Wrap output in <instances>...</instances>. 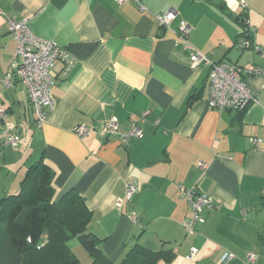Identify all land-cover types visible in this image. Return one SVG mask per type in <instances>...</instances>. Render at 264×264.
Listing matches in <instances>:
<instances>
[{
    "label": "crops",
    "instance_id": "0c3cea01",
    "mask_svg": "<svg viewBox=\"0 0 264 264\" xmlns=\"http://www.w3.org/2000/svg\"><path fill=\"white\" fill-rule=\"evenodd\" d=\"M169 10L176 18L162 28L156 16ZM240 16L264 50V0H0V80L17 49L9 19L26 21L34 35L76 60L67 78L62 62L52 71L55 107L42 129L17 82L0 93V105L21 137L38 139L40 156L56 171L58 194L76 189L86 198L93 212L89 230L103 240L113 264L135 242L173 249L170 264H251L250 255L256 256L252 264H264V213H256L264 209V76L243 78L260 104L217 112L208 104L209 68L193 67L177 42L184 21L191 46L213 62L264 67L256 48L236 45ZM143 114V136L121 145L119 136ZM110 118L119 122L118 135L80 139L74 133ZM251 138L262 143L255 147ZM16 150L0 146V199L17 192L11 172L24 155ZM126 184L135 188L130 200ZM182 188L213 202L195 236L183 228L192 209ZM193 246L198 254L191 262Z\"/></svg>",
    "mask_w": 264,
    "mask_h": 264
},
{
    "label": "built area",
    "instance_id": "2783aa9c",
    "mask_svg": "<svg viewBox=\"0 0 264 264\" xmlns=\"http://www.w3.org/2000/svg\"><path fill=\"white\" fill-rule=\"evenodd\" d=\"M128 0H117L123 5ZM243 11L248 9L247 3L242 2ZM176 12L169 10L164 14L156 16L159 25L162 28H169L176 18ZM9 31L13 35L17 49L15 59L10 70L2 80H0V93L13 85L14 82L20 84L26 89L30 103L35 114V127L42 129L47 115L53 111L55 100L52 95V89L55 80L52 74L57 62H62V78H67L76 65V60L71 57L62 47L54 42L41 39L34 35L26 21H17L9 19ZM248 27V21L246 20ZM247 34L239 36L237 47L240 50H249L256 48L264 60V50L255 46L250 36L253 32L249 29ZM191 33V27L188 23L182 21L178 28V43L188 53L189 61L193 67L204 65L209 68L208 88L210 108L217 112L226 110L243 111L250 103L260 104L253 92L245 85L243 78L245 76H264V67H242L238 65H227L225 63H215L207 55L195 50L188 39ZM0 120L2 129L0 133V146L3 149L16 150L22 141L21 135L17 131V125L8 121V112L0 105ZM146 120L143 114L138 120L131 123L130 130L125 135L119 136V142L123 146H129L130 143L143 136L141 124ZM97 132L103 137H110L119 134V122L116 118H110L98 125H80L74 129V133L80 139ZM251 143L257 147L262 140L251 138ZM200 169H206L204 163H199ZM135 188L126 184V198L131 199ZM182 197L187 200L192 209V216L184 224L183 228L187 236H195L198 233V227L204 223L207 211L213 208V202L206 194L195 190L182 188ZM135 219V215L133 217ZM264 232V229H263ZM198 254L196 247H191L187 260H194ZM256 261L255 255L248 257L249 263Z\"/></svg>",
    "mask_w": 264,
    "mask_h": 264
},
{
    "label": "trees",
    "instance_id": "16d2710c",
    "mask_svg": "<svg viewBox=\"0 0 264 264\" xmlns=\"http://www.w3.org/2000/svg\"><path fill=\"white\" fill-rule=\"evenodd\" d=\"M237 21L240 36L247 34L245 17ZM56 175L42 153L26 169L17 193L5 192L0 199V264H82L69 246L74 239L89 264H113L101 249L103 240L89 230L93 212L86 198L76 189L59 195ZM174 258L173 249L154 251L135 242L120 264H170Z\"/></svg>",
    "mask_w": 264,
    "mask_h": 264
},
{
    "label": "rangeland",
    "instance_id": "374dc122",
    "mask_svg": "<svg viewBox=\"0 0 264 264\" xmlns=\"http://www.w3.org/2000/svg\"><path fill=\"white\" fill-rule=\"evenodd\" d=\"M40 149H41V146L38 143V139L33 140L32 137H27V138L22 137V141L20 143L18 150L13 151L15 153L17 152V153H21L24 155L21 162H19L15 166V168H13V171L11 172V176L15 180V181H12L13 182L12 184H13V187H15L16 191H18L20 187V182L24 177V173L26 169H28L30 165L34 164L39 159L40 153H41ZM9 152L13 153L12 151H7V153ZM7 174H8V171L5 170L4 179H6ZM262 211L264 213V209L258 208L256 210V213L262 216V213H261ZM69 246L74 251L76 256L80 259L82 264H89L90 258L88 257V254L86 253V251L83 249V247L80 245V243L76 239L70 241ZM178 262L179 260L178 261L176 260L175 263L173 264H176ZM160 264H165V263L162 262Z\"/></svg>",
    "mask_w": 264,
    "mask_h": 264
}]
</instances>
